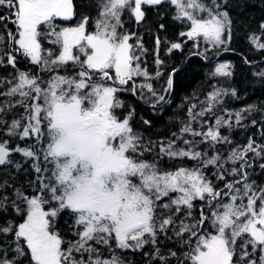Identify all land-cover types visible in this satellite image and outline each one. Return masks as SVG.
Segmentation results:
<instances>
[{"label":"snow or ice","instance_id":"6c2138e0","mask_svg":"<svg viewBox=\"0 0 264 264\" xmlns=\"http://www.w3.org/2000/svg\"><path fill=\"white\" fill-rule=\"evenodd\" d=\"M164 2L96 0L94 17L72 23L74 0H0L6 10L0 14V67L15 70L11 78L0 77V87L7 84L0 91V133L6 137L0 139V171L8 177L0 178V264H131L123 253L146 246L148 264H264V183L252 178L257 168L264 172V143L249 137L227 155L217 150L234 143V127H247L245 113L257 106L198 121L222 103L221 96H236L235 89H214L206 108L195 112L192 104L178 132L158 141L135 129L134 108L118 111L125 108L124 92L139 91L143 98L147 89L156 103L164 101L146 82L152 76L142 60V38L125 30L123 19L128 13L140 24L144 6ZM167 2L175 7L173 18L188 23L182 37L212 47L230 41L226 0ZM260 29L249 40L264 50V22ZM160 43L157 37V53ZM181 47L172 43L168 51ZM20 63L37 71L20 69ZM155 63H163L158 55ZM230 67L219 64L213 75L230 76ZM254 75L264 78V70ZM172 84L170 75L164 91ZM185 159L194 166L165 165ZM8 166L28 178L18 185ZM210 167L223 187L209 177ZM65 215L69 232L60 227ZM165 240L176 250L165 252Z\"/></svg>","mask_w":264,"mask_h":264},{"label":"trees","instance_id":"16d2710c","mask_svg":"<svg viewBox=\"0 0 264 264\" xmlns=\"http://www.w3.org/2000/svg\"><path fill=\"white\" fill-rule=\"evenodd\" d=\"M95 2L96 0H74L78 13L75 17L76 23L83 15L90 14L93 17L96 15V8L93 6ZM218 2L223 3L224 0H218ZM226 7L232 20L231 39L226 45L219 47H212L202 38L198 42H194L187 37H182L180 33L188 30V23L173 18L176 10L167 0L160 6H144L145 18L140 24H137L130 14L124 15L125 30L135 32L138 37H141L144 47L147 49L142 60L146 62L152 79L146 82L151 83L155 91L164 96V101L156 103V97L151 96L147 89H143V98L139 91L135 95L130 91L119 94L120 99L125 103V108L118 111L126 114L129 108H134L133 125L146 139L158 141L171 137L173 132H178L181 122L188 119V108L192 104L197 106L194 109L195 112L206 108L208 93L218 88L227 89L229 93L235 89L236 96L231 94L221 96L222 103L217 104L211 114L198 118V121L208 120L209 123H212L216 116L224 115V109L234 112L246 108L248 105H256L259 110L250 114L245 113L247 118L242 123L247 127H234L231 133L234 143L218 146L217 150L227 155L231 147H234L235 144H246L249 137L258 143H264V137L261 136V133L264 132V78L254 75V73L264 70V50L257 49L249 40V37L254 33L261 35L260 24L264 22V0H226ZM0 14H6V10L2 7H0ZM161 24L164 25L163 28L160 27ZM7 26L12 28L11 24ZM2 30L0 28V31ZM157 37L161 41L158 53ZM131 42L135 43V40ZM261 42H264V38ZM172 43H181L182 47L169 52L168 49ZM196 43L199 44L198 47ZM196 53L201 54L197 55ZM157 55L163 61L161 65L155 63ZM246 60L251 63H246ZM222 63L231 65L230 76L213 75L215 68ZM143 66L144 64H142ZM18 67L23 70L31 67L33 73L37 71L35 67L26 63H20ZM174 69L175 72H173ZM157 70L161 72L159 77L155 76ZM10 74H15V70L11 66L0 67V77L11 78ZM170 75L173 81L172 88L165 92L164 89L168 87L167 81ZM143 80L142 77L137 78V83L143 82ZM6 88L7 84L0 87V91L6 90ZM2 99L3 97H0V100ZM12 118V113L5 117L9 122ZM253 119L257 121L256 125H252ZM144 120L150 121L151 125L143 124ZM197 126L198 122H194L193 127ZM223 134H228L227 129L223 130ZM3 138L6 137L0 133V139ZM189 138V136H185V139ZM200 147L203 150L207 148V145ZM12 158L24 163L23 157L19 154H13ZM194 164V161L188 159L165 161L166 166L192 167ZM24 166L29 167L28 164ZM8 168L17 178L18 185L28 178L23 172L17 173L14 167L8 166ZM0 169H4V166H0ZM214 171V168L208 169L209 177L219 187H223L224 182H216L215 177L212 176ZM0 178H8L7 170L0 171ZM252 178L256 179L258 183H264V172L257 168ZM199 203V201L196 202V215H198ZM66 220L67 216L65 215L60 220V227L65 232H69L65 227ZM68 222L71 223V221ZM66 238L74 239L70 234ZM161 247L165 252L169 248L173 250L177 248L173 242L167 240ZM150 251L148 246L142 250V252ZM142 252L127 250L123 255L131 264H148V257L142 255ZM153 264L156 262L154 261ZM173 264H175L174 261Z\"/></svg>","mask_w":264,"mask_h":264},{"label":"flooded vegetation","instance_id":"af4514ba","mask_svg":"<svg viewBox=\"0 0 264 264\" xmlns=\"http://www.w3.org/2000/svg\"><path fill=\"white\" fill-rule=\"evenodd\" d=\"M72 23H76L75 19L72 21Z\"/></svg>","mask_w":264,"mask_h":264}]
</instances>
